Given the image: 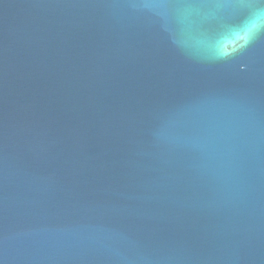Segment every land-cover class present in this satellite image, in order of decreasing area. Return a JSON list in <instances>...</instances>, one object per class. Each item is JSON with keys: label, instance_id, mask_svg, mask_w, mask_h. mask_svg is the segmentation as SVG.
Segmentation results:
<instances>
[{"label": "water", "instance_id": "95a60500", "mask_svg": "<svg viewBox=\"0 0 264 264\" xmlns=\"http://www.w3.org/2000/svg\"><path fill=\"white\" fill-rule=\"evenodd\" d=\"M261 7L0 0V264H264Z\"/></svg>", "mask_w": 264, "mask_h": 264}, {"label": "snow or ice", "instance_id": "6c2138e0", "mask_svg": "<svg viewBox=\"0 0 264 264\" xmlns=\"http://www.w3.org/2000/svg\"><path fill=\"white\" fill-rule=\"evenodd\" d=\"M236 2L242 7H251L257 2L264 6V0H236ZM261 21H264V7L255 9L252 12V15L249 18V26L247 29V34L249 36H253L259 31H264V24H261Z\"/></svg>", "mask_w": 264, "mask_h": 264}]
</instances>
